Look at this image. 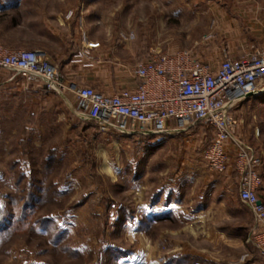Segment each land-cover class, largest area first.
Instances as JSON below:
<instances>
[{
  "label": "rangeland",
  "instance_id": "obj_1",
  "mask_svg": "<svg viewBox=\"0 0 264 264\" xmlns=\"http://www.w3.org/2000/svg\"><path fill=\"white\" fill-rule=\"evenodd\" d=\"M48 1L52 36L40 49L67 67V79L82 84L67 65L84 36L100 43L90 69L124 65L132 75L155 51L194 47L216 23V37L196 49L204 60L218 61L223 23L245 24L253 12L245 5L264 2ZM0 73V82L7 81L0 84V264H247L259 257L254 215L239 198L237 175L201 164L213 136L205 124L173 123L174 131L157 136L103 133L75 112L68 95L41 88L38 96L20 85L11 90L6 85L25 79ZM261 93L240 101L233 113L237 133L261 157L264 177Z\"/></svg>",
  "mask_w": 264,
  "mask_h": 264
},
{
  "label": "built area",
  "instance_id": "obj_2",
  "mask_svg": "<svg viewBox=\"0 0 264 264\" xmlns=\"http://www.w3.org/2000/svg\"><path fill=\"white\" fill-rule=\"evenodd\" d=\"M215 25L192 48L151 53L132 69L135 86L115 93L67 79L42 49H12L0 43V68L20 75L28 84L39 83L46 91L68 95L75 112L103 133L151 135L166 133L173 123L181 127L205 124L213 136L202 151V160L210 171L224 174L233 167L237 173L239 197L254 215L251 237L264 264L262 160L237 133L239 122L233 113L240 101L264 91V41L239 56L223 46L215 67L196 49L216 37ZM83 41L70 62L94 67L92 49L100 43L86 36Z\"/></svg>",
  "mask_w": 264,
  "mask_h": 264
},
{
  "label": "crops",
  "instance_id": "obj_3",
  "mask_svg": "<svg viewBox=\"0 0 264 264\" xmlns=\"http://www.w3.org/2000/svg\"><path fill=\"white\" fill-rule=\"evenodd\" d=\"M245 6L247 8V11H253L251 18H249L245 24H241L242 22L235 18L230 19L229 23H223L221 30L219 31L221 34H223L221 35V39H225L223 40V45L226 46L235 56H239L248 51L253 45V43L259 44L264 41V2L254 1L247 3ZM247 13H249L250 15V12ZM51 20L52 12L49 1L46 2V0H0V43L5 44L11 48L28 47L30 49H40L41 47L46 45L45 40H51ZM93 52L98 53L99 46L95 47L93 49ZM54 55L57 56L56 53ZM56 56H54V58H56ZM220 60L221 59H219L218 61H212L215 67H218ZM67 66H70V68L73 66V71L75 72L76 77H78V79L84 82L85 85H90L106 93H115L127 88L131 89L136 84V79L133 77V75H128L126 73L124 65L116 66L113 72H110L109 70L107 71L106 66L104 65H99L96 68L90 69L82 65H74L69 61ZM65 68L67 67H63L62 70H65ZM1 70L3 69L0 68V72ZM113 73L114 75H112ZM1 76L2 75L0 73V77ZM15 76H17V74H13V76H11L8 80L12 81ZM6 82L7 81H1L0 84H5ZM19 85L20 89L29 90L36 95L40 93L37 91L42 89L45 90L39 83L28 84L20 82L12 83L6 86H12L10 88L11 90H18ZM252 97L253 96H250L247 100L251 99ZM174 130L170 129L166 133H170ZM228 148L233 149L230 144ZM234 152L235 151H232L231 154L234 155ZM201 164L204 166V168L208 169L203 160L201 161ZM233 172L234 169L233 167H231V169L226 174H231ZM236 183L238 184L237 178ZM259 195L264 201V184L259 190ZM160 197L154 203V208L156 209V211L161 210L159 208H161V204H163L162 197ZM211 200L212 197H209V199H207V202H211ZM174 203L177 204L175 201L169 200L168 205L170 204L171 206V204ZM164 209L167 210L166 212L172 210L171 207H165ZM158 214L160 213L151 211L150 213H148L149 217H157ZM197 214L200 213H197V210L194 209L193 215L196 216ZM254 226L255 221L253 227ZM247 264L263 263L259 255L258 258L256 257L250 259Z\"/></svg>",
  "mask_w": 264,
  "mask_h": 264
},
{
  "label": "trees",
  "instance_id": "obj_4",
  "mask_svg": "<svg viewBox=\"0 0 264 264\" xmlns=\"http://www.w3.org/2000/svg\"><path fill=\"white\" fill-rule=\"evenodd\" d=\"M75 53V52H74ZM74 53H72L71 55H70V57H69V60L71 59V57L73 56V54ZM163 134V133H162ZM162 134H151L150 136H157V135H162ZM149 136V135H148ZM234 173L237 175V173L235 172V170H234ZM237 177H238V175H237ZM238 180V183H239V179H237ZM259 197H260V195H259ZM240 198V197H239ZM261 198V197H260ZM261 200H262V198H261ZM27 218V215H25L24 216V218H21L20 220H18V223H20V221L23 219H26ZM151 218H153V217H151ZM257 250H258V248H257ZM259 251V250H258ZM260 254V253H259Z\"/></svg>",
  "mask_w": 264,
  "mask_h": 264
},
{
  "label": "water",
  "instance_id": "obj_5",
  "mask_svg": "<svg viewBox=\"0 0 264 264\" xmlns=\"http://www.w3.org/2000/svg\"><path fill=\"white\" fill-rule=\"evenodd\" d=\"M254 95H256V94H253V95H251V96H254Z\"/></svg>",
  "mask_w": 264,
  "mask_h": 264
}]
</instances>
